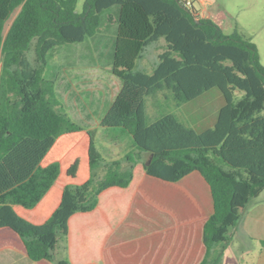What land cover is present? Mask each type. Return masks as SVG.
<instances>
[{"label": "trees", "instance_id": "trees-1", "mask_svg": "<svg viewBox=\"0 0 264 264\" xmlns=\"http://www.w3.org/2000/svg\"><path fill=\"white\" fill-rule=\"evenodd\" d=\"M76 4L0 0V250L34 264H100L140 189L179 221L193 218L196 205L208 212L197 264H215L213 248L227 243L264 188V66L255 43L185 0H85L80 13ZM102 28H114L111 73L122 84L100 125L126 131L138 150L126 155L124 171L119 160L104 162L92 131L58 99L55 80L42 77L49 52ZM161 39L151 72L139 68ZM212 88L224 103L211 127L197 131L170 113L146 123L145 97L170 91L179 105ZM236 90L243 94L233 101ZM103 162L105 174L93 184ZM60 236L66 258L55 259Z\"/></svg>", "mask_w": 264, "mask_h": 264}, {"label": "rangeland", "instance_id": "rangeland-1", "mask_svg": "<svg viewBox=\"0 0 264 264\" xmlns=\"http://www.w3.org/2000/svg\"><path fill=\"white\" fill-rule=\"evenodd\" d=\"M84 1L77 0V12H82ZM191 2L200 16L211 18L226 33L236 30L254 42L260 62L264 66V0H191ZM19 8L17 7L5 22L3 35ZM113 39V28H102L83 42L66 43L56 47L47 55V64L43 68L42 77L55 80L58 99L64 103L68 115L74 122L92 131L95 145L102 153L104 162L119 160L120 169L124 171L130 163L126 155L137 157L138 153L131 135L117 127L104 129L100 125V120L108 110L119 86L117 84L119 82H116L111 73ZM163 42L161 39L148 46L144 57L138 62L139 68L151 71L158 60L157 55L162 50ZM30 58H33L32 54ZM213 89L217 90V88ZM211 91L179 105L174 102L170 91L157 92L154 96L145 97L146 123L150 124L161 115L170 113L186 126L198 130L206 128L216 118V111L221 102ZM242 94V91L236 90L233 101L239 99ZM140 156L142 160L148 158L145 153ZM104 162L94 169L93 184L103 178ZM263 198L264 196L258 200H255V197L251 198L248 209L256 203L264 202ZM135 199L136 205L137 202L142 201V196L137 193ZM146 212L157 220L170 222L168 215L157 212L154 208L147 206ZM123 234L119 227L110 237L109 243L114 237ZM61 258H66V242L62 236L59 238L55 253V259ZM0 264L34 263L27 256L4 249L0 251Z\"/></svg>", "mask_w": 264, "mask_h": 264}, {"label": "crops", "instance_id": "crops-1", "mask_svg": "<svg viewBox=\"0 0 264 264\" xmlns=\"http://www.w3.org/2000/svg\"><path fill=\"white\" fill-rule=\"evenodd\" d=\"M147 49L148 47L146 50ZM113 78H115L116 82H119L117 83L119 86H117L114 94L115 97L122 82L114 75ZM210 91L213 92L217 100L221 101L217 108L218 111L219 107L224 103L223 96L218 89L216 90L213 88L205 91L201 95ZM62 104L64 106L63 102ZM64 108L66 107L64 106ZM214 121L208 127H211ZM206 128L201 130L195 128V130L202 131ZM137 193L142 196V201L137 202L135 205V195ZM261 196H264V188L260 194L255 197V200H258ZM249 202H251V199ZM249 202L242 209L237 224L231 229V236L227 243L223 246L217 245L213 248V256L216 257L220 254V258L215 264H264V202L260 204L256 203L253 207L248 209ZM147 206L154 208L157 212H163L168 215L170 217V222L166 223L160 219L157 220L153 215L146 212ZM194 208L195 214L193 218L179 221L169 210L149 200L140 189L136 190L131 199L126 216L109 234L103 245L102 261L100 264L199 263L205 253V246L202 242V228L209 213L203 212L197 205L194 206ZM119 227L124 234L114 237L113 241L109 243L110 237ZM255 242L257 244H255ZM108 260H110V262H108Z\"/></svg>", "mask_w": 264, "mask_h": 264}, {"label": "built area", "instance_id": "built-area-1", "mask_svg": "<svg viewBox=\"0 0 264 264\" xmlns=\"http://www.w3.org/2000/svg\"><path fill=\"white\" fill-rule=\"evenodd\" d=\"M185 4H186L187 6H191L193 3L191 2V0H185Z\"/></svg>", "mask_w": 264, "mask_h": 264}, {"label": "water", "instance_id": "water-1", "mask_svg": "<svg viewBox=\"0 0 264 264\" xmlns=\"http://www.w3.org/2000/svg\"><path fill=\"white\" fill-rule=\"evenodd\" d=\"M20 9V8H19ZM150 160V159H149ZM149 160L147 161V163L149 162Z\"/></svg>", "mask_w": 264, "mask_h": 264}]
</instances>
